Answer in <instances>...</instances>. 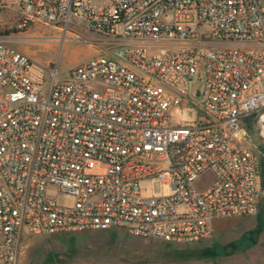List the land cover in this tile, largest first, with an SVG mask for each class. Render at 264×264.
<instances>
[{"label":"built area","instance_id":"1","mask_svg":"<svg viewBox=\"0 0 264 264\" xmlns=\"http://www.w3.org/2000/svg\"><path fill=\"white\" fill-rule=\"evenodd\" d=\"M12 3L24 23L88 29L106 48L57 83L0 36V264H18L29 236L124 230L190 245L216 219L257 215L263 172L244 122L264 138V0ZM201 68L203 115L173 125ZM150 178L170 194L143 197ZM49 184L74 206L47 198Z\"/></svg>","mask_w":264,"mask_h":264},{"label":"rangeland","instance_id":"2","mask_svg":"<svg viewBox=\"0 0 264 264\" xmlns=\"http://www.w3.org/2000/svg\"><path fill=\"white\" fill-rule=\"evenodd\" d=\"M22 16L12 0H0V36L11 41L19 51L29 55L48 70H56L57 83L68 81V70L95 56L103 46L100 37L88 29L71 28L64 34L43 24L21 21ZM200 33H211L213 27L204 24ZM63 44L58 40L63 36ZM190 83V94L179 95V103L169 111L173 125L197 121L203 115L197 92L204 84V68L199 69ZM46 81H51L46 72ZM244 125L249 140L259 154L263 172V190L259 211L255 216L221 218L214 221L212 236L190 245L182 259L164 256L163 242L128 234L124 230L89 231L75 234L35 235L24 240L18 264H264V138L250 117ZM145 198L167 196L170 187L157 178L140 181ZM47 198L62 207H72L76 197L60 194L49 184Z\"/></svg>","mask_w":264,"mask_h":264},{"label":"trees","instance_id":"3","mask_svg":"<svg viewBox=\"0 0 264 264\" xmlns=\"http://www.w3.org/2000/svg\"><path fill=\"white\" fill-rule=\"evenodd\" d=\"M23 21V19H21ZM163 245L166 247V251L163 253L164 256L172 257L173 259H182L186 254V249H179L180 247L171 243H164Z\"/></svg>","mask_w":264,"mask_h":264},{"label":"water","instance_id":"4","mask_svg":"<svg viewBox=\"0 0 264 264\" xmlns=\"http://www.w3.org/2000/svg\"><path fill=\"white\" fill-rule=\"evenodd\" d=\"M197 95H199V93H197Z\"/></svg>","mask_w":264,"mask_h":264}]
</instances>
